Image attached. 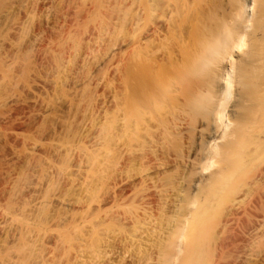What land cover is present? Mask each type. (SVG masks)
<instances>
[{
  "label": "bare ground",
  "instance_id": "obj_1",
  "mask_svg": "<svg viewBox=\"0 0 264 264\" xmlns=\"http://www.w3.org/2000/svg\"><path fill=\"white\" fill-rule=\"evenodd\" d=\"M0 124V264H264V0H7Z\"/></svg>",
  "mask_w": 264,
  "mask_h": 264
},
{
  "label": "rangeland",
  "instance_id": "obj_2",
  "mask_svg": "<svg viewBox=\"0 0 264 264\" xmlns=\"http://www.w3.org/2000/svg\"><path fill=\"white\" fill-rule=\"evenodd\" d=\"M7 0H0V4H1V7L5 4ZM2 2V3H1ZM11 114H12V117H15V118H18L19 117V108L18 107H14L12 110H11ZM2 124H0L1 126ZM4 127L7 129V130H14V131H17L19 132V121H14L13 120L10 122H6V124L4 125ZM131 173H135V171H132Z\"/></svg>",
  "mask_w": 264,
  "mask_h": 264
}]
</instances>
